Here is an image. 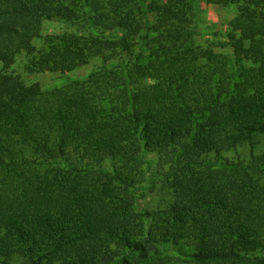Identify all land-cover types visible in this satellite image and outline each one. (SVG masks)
<instances>
[{"label": "trees", "instance_id": "obj_1", "mask_svg": "<svg viewBox=\"0 0 264 264\" xmlns=\"http://www.w3.org/2000/svg\"><path fill=\"white\" fill-rule=\"evenodd\" d=\"M207 1L241 4L232 58L190 0H0V264H264V0Z\"/></svg>", "mask_w": 264, "mask_h": 264}, {"label": "rangeland", "instance_id": "obj_2", "mask_svg": "<svg viewBox=\"0 0 264 264\" xmlns=\"http://www.w3.org/2000/svg\"><path fill=\"white\" fill-rule=\"evenodd\" d=\"M191 4V43L193 46L210 47L217 53L232 58V51L228 46L227 35L230 32V24L240 12L241 4L219 6L209 3L207 0H190ZM260 11V4L253 2L245 6L244 13L247 16L257 15ZM44 34H57L63 32H74L75 28L63 22L52 20L42 24ZM100 60H94L89 65L81 67L72 73L65 75L48 72H27L22 64L17 62L10 72L18 75L27 86L38 84L42 90H49L60 87L71 81L84 80L92 71L100 66ZM1 68V65H0ZM257 149L264 148V143L259 141ZM233 153L227 154L231 157ZM147 165L144 166L146 177H151L156 170L157 157L148 155ZM150 180L139 185L135 191L137 208L141 210L146 203L151 201L152 195L148 191ZM14 264H19L16 262Z\"/></svg>", "mask_w": 264, "mask_h": 264}]
</instances>
